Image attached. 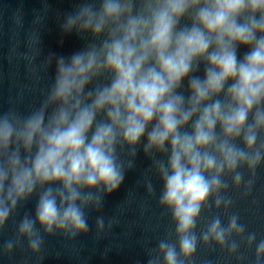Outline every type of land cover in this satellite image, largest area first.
I'll return each instance as SVG.
<instances>
[{
	"label": "clouds",
	"instance_id": "9594fccd",
	"mask_svg": "<svg viewBox=\"0 0 264 264\" xmlns=\"http://www.w3.org/2000/svg\"><path fill=\"white\" fill-rule=\"evenodd\" d=\"M41 3L8 54L39 98L0 110V258L110 234L106 199L143 158L136 183L168 220L143 264H264V223L237 207L264 172V0H72L55 15L81 41L68 54L45 51Z\"/></svg>",
	"mask_w": 264,
	"mask_h": 264
},
{
	"label": "water",
	"instance_id": "95a60500",
	"mask_svg": "<svg viewBox=\"0 0 264 264\" xmlns=\"http://www.w3.org/2000/svg\"><path fill=\"white\" fill-rule=\"evenodd\" d=\"M48 2L51 10L42 30L44 49L62 54L71 53L80 47L81 41L75 35L62 38L55 22V15L57 12L71 10L72 0ZM41 7V0H0V110L8 106L9 98L21 100L22 108H26L39 98L38 87L32 91H28L26 87L31 86L33 82L25 63L16 59L10 62L8 54L14 44L19 50H24V32L30 27L35 10ZM17 9L23 13V28L14 23L13 14ZM41 75L47 79L43 72ZM43 82L41 81V84ZM22 88L25 91L20 97L18 93ZM147 163L141 158L137 171L129 173L125 185L106 199L105 214L115 215L119 219V223L110 234L100 240L92 234L81 236L76 241H67L61 236L46 237L48 255L44 264H143L146 259L145 245L155 244L156 238L168 224L167 217L162 215V209L158 207L156 201L147 200L143 187L136 183ZM154 183L158 185V181ZM130 192L132 203L127 204L121 213L118 206L129 198ZM253 196L257 199L255 209L251 207L250 200L243 199L238 200L237 207L242 217L250 222V227H258L264 223V172L257 180ZM257 216L260 220H256ZM10 233L11 225L8 232L0 236V241L7 238ZM106 249L110 251L105 256ZM57 252L61 255L57 256ZM25 257H30V253L18 252L12 258H0V264H34L31 259L26 262Z\"/></svg>",
	"mask_w": 264,
	"mask_h": 264
}]
</instances>
